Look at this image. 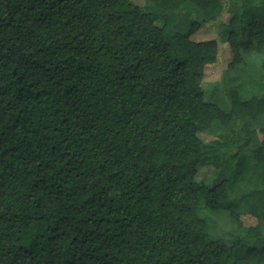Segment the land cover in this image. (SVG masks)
<instances>
[{
    "label": "trees",
    "instance_id": "16d2710c",
    "mask_svg": "<svg viewBox=\"0 0 264 264\" xmlns=\"http://www.w3.org/2000/svg\"><path fill=\"white\" fill-rule=\"evenodd\" d=\"M0 264H264V0H0Z\"/></svg>",
    "mask_w": 264,
    "mask_h": 264
},
{
    "label": "rangeland",
    "instance_id": "374dc122",
    "mask_svg": "<svg viewBox=\"0 0 264 264\" xmlns=\"http://www.w3.org/2000/svg\"><path fill=\"white\" fill-rule=\"evenodd\" d=\"M213 34V31L209 33H206L204 35H206V37H209ZM227 53L225 51L224 53V59L217 63L216 65H213L210 70H209V75L208 78L206 79V81L208 82H215L213 83L210 87H208L207 89V99H209L210 101H214L217 104H219L221 107L223 108H228L229 107V98L224 95L223 90L221 88V74H222V70L225 69L226 67V61H227ZM247 60L249 61V63L251 64V67L253 68V73L257 74V70H256V66L258 64L257 60L258 58L255 56H248ZM257 62V63H256ZM255 67V68H254ZM218 81V82H217ZM217 128H214V132H216ZM215 134V133H214ZM256 138L258 141V136L256 134Z\"/></svg>",
    "mask_w": 264,
    "mask_h": 264
}]
</instances>
